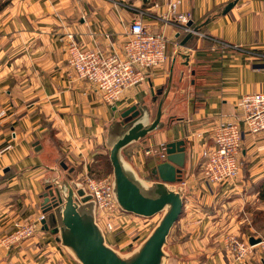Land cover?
<instances>
[{
	"label": "crops",
	"instance_id": "0c3cea01",
	"mask_svg": "<svg viewBox=\"0 0 264 264\" xmlns=\"http://www.w3.org/2000/svg\"><path fill=\"white\" fill-rule=\"evenodd\" d=\"M175 1L191 14V32L161 19ZM230 1L0 0V108L8 111L0 146L12 145L0 155V236L16 221L45 215L33 237L3 249L0 264H86L62 222L65 204L71 197L85 218H95L83 178L102 172L127 136L117 150L125 173L148 197L172 189L182 199L159 264H264L260 245L236 260L226 244L230 234L264 237V132L243 133L236 178L212 183L202 172V151L213 144L221 116L238 117L242 95L264 91V57L257 56L264 55V0H238L224 12ZM136 18L170 37L168 55L110 104L75 76L66 35L85 47L121 51ZM133 106L139 115H124ZM138 122L143 130L130 133ZM179 139L187 146L182 179L162 181L153 173L167 158L159 150ZM55 188L63 202L45 212L43 194ZM169 209L153 215L163 219ZM151 216L127 211L120 230L104 231L105 243L126 246L122 230Z\"/></svg>",
	"mask_w": 264,
	"mask_h": 264
},
{
	"label": "built area",
	"instance_id": "2783aa9c",
	"mask_svg": "<svg viewBox=\"0 0 264 264\" xmlns=\"http://www.w3.org/2000/svg\"><path fill=\"white\" fill-rule=\"evenodd\" d=\"M179 1L170 4L167 13L161 15L164 22H176L184 31H192L188 22L191 14L180 11ZM66 49L68 61L80 80L95 85L105 102L114 104L127 89L135 87L147 79V71L156 69L165 62L170 37L164 31L150 30L146 23L136 18L129 23L128 35L121 51L105 50L102 47H85L73 33H67ZM257 56L264 57L263 53ZM8 111L0 108V123ZM264 132V91H250L242 95L238 117L219 119L213 130V144L202 151V172L212 183L234 179L242 169L241 148L243 133ZM205 138V137H204ZM11 144L0 146V155L11 148ZM166 146L159 150L165 156ZM149 152V150H148ZM89 194L95 201V222L102 223L107 232L116 230L122 223L125 210L116 195V185L110 176L84 177ZM45 215L34 219L16 221L13 228L0 236V254L15 244L33 237L41 226ZM227 248L236 260H244L258 245L264 253V238L251 243L239 240L235 236L227 237Z\"/></svg>",
	"mask_w": 264,
	"mask_h": 264
},
{
	"label": "water",
	"instance_id": "95a60500",
	"mask_svg": "<svg viewBox=\"0 0 264 264\" xmlns=\"http://www.w3.org/2000/svg\"><path fill=\"white\" fill-rule=\"evenodd\" d=\"M238 0L230 1L225 7L224 12L232 8ZM191 24L190 22L188 23ZM139 110L136 106L131 107L124 113L139 115ZM144 123L138 122L134 125L130 133L134 130H143ZM132 139V136H127L120 140L111 151V159L114 167L116 195L122 207L130 212L140 215L151 216L161 210L167 204H170V209L164 215L162 221L155 229L154 233L147 239L140 249L138 255L132 259H124L118 255L110 246L106 245L104 236L99 234L98 224L91 213L88 218L77 208L69 197L63 211L62 222L77 243L79 255L84 259L86 264H159L162 247L173 224L177 221L182 211V199L180 192H175L168 189L156 197H148L140 189L139 185L134 182L123 170L119 161L117 150L121 145ZM186 140L179 139L169 141L166 145V160L157 163L153 167V173L157 174L162 181L175 182L182 179V169L185 166L186 158ZM44 211L51 210L63 202V197L58 189H52L44 192ZM45 222V219H43ZM99 229V230H98ZM260 238L250 237L251 243H256Z\"/></svg>",
	"mask_w": 264,
	"mask_h": 264
},
{
	"label": "rangeland",
	"instance_id": "374dc122",
	"mask_svg": "<svg viewBox=\"0 0 264 264\" xmlns=\"http://www.w3.org/2000/svg\"><path fill=\"white\" fill-rule=\"evenodd\" d=\"M108 157L109 156H106L105 159H104L102 172L99 171V172L94 173L93 175H90V176H92V177H99V178L100 177H103V176H110L111 178H113V180L115 182V176H114V171H113L112 166H110L109 168H106V163H107V158ZM104 167H105V169H104ZM83 183H85L84 178H83ZM79 209L82 210L83 207H80ZM161 217H162V213H158L156 215L151 216L150 217L151 219L148 217L149 218L148 221H145V220L142 219L143 223L144 222L145 223L144 224H139V227L137 226L138 224L135 227H133L134 226L133 224L130 225V226H128V227H126L127 231L130 230V232L128 231V233H126L125 229L121 228V229H123L122 230V233H123L122 234V238H123V240L126 241V240L129 239L130 242H128V244H127L128 246L127 245L126 246L124 245L123 247H120L118 245V243H115L116 241L113 240V243H111V244H113V246L110 244L113 247V248L112 247L111 248L113 250H115L116 253L120 254L123 258L132 259V258L136 257L138 255V253H139V250H140L139 247H140V245L143 246L144 243L147 242V239H149L150 236L154 233L155 229L158 227V225L161 222L160 221L162 219ZM122 225L124 226L125 224L124 223L123 224L117 223V225H116L117 228H116L115 231L120 230V227H122ZM98 227L100 229L99 234L102 236V234H104V231H105L104 225L102 223H100L98 225ZM105 232H107V231H105ZM132 232L136 235V237H132L133 239H131V237H129V236H132ZM229 236H235L239 240L250 242L249 239H247V238L244 239V238H242V237H240V236H238L236 234H230ZM261 238H264V237H261ZM261 238H260V240H261ZM106 245H108V244L106 243Z\"/></svg>",
	"mask_w": 264,
	"mask_h": 264
},
{
	"label": "trees",
	"instance_id": "16d2710c",
	"mask_svg": "<svg viewBox=\"0 0 264 264\" xmlns=\"http://www.w3.org/2000/svg\"><path fill=\"white\" fill-rule=\"evenodd\" d=\"M110 166H112V168H113V171H114L113 164H112V162H111L110 158L108 157V158H107V163H106V168H109ZM104 169H105V167H104Z\"/></svg>",
	"mask_w": 264,
	"mask_h": 264
},
{
	"label": "bare ground",
	"instance_id": "6f19581e",
	"mask_svg": "<svg viewBox=\"0 0 264 264\" xmlns=\"http://www.w3.org/2000/svg\"><path fill=\"white\" fill-rule=\"evenodd\" d=\"M190 203V202H189Z\"/></svg>",
	"mask_w": 264,
	"mask_h": 264
}]
</instances>
